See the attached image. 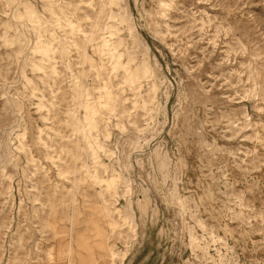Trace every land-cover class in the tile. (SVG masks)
Instances as JSON below:
<instances>
[{
    "label": "rangeland",
    "instance_id": "1",
    "mask_svg": "<svg viewBox=\"0 0 264 264\" xmlns=\"http://www.w3.org/2000/svg\"><path fill=\"white\" fill-rule=\"evenodd\" d=\"M0 264H264V0H0Z\"/></svg>",
    "mask_w": 264,
    "mask_h": 264
},
{
    "label": "bare ground",
    "instance_id": "2",
    "mask_svg": "<svg viewBox=\"0 0 264 264\" xmlns=\"http://www.w3.org/2000/svg\"><path fill=\"white\" fill-rule=\"evenodd\" d=\"M108 1L110 3L113 2V0H108ZM98 13H99V15L106 14L108 19L114 17V14L112 13L111 9L107 10L104 5L101 6V8L99 9ZM129 29L131 31H133V27L131 25H129ZM41 51H42L43 54H47L48 51H49V48L48 47L43 48V49H41ZM108 52L110 53V58L113 60L114 67H123L125 69V72L127 73L126 79L131 83V85H134L138 81V79L141 77V74H145V73L148 72V68L147 67H144L141 72L137 68L134 69V70H131L128 62H126V63L122 62V60H121L122 54L119 51H117L115 46H113L112 48L109 47ZM140 87H141V85H136L135 88L139 89ZM152 100H153V98H150V97L143 98V106L146 108V110L148 112H150L152 110L151 107H149V105H148L150 102H152ZM93 146H94L95 153L108 154V150L102 144L100 139L95 140L93 142ZM117 180H118V177L116 175H112L109 179L106 180L107 181V186L108 187L114 186L116 184ZM126 219H129V218L126 217Z\"/></svg>",
    "mask_w": 264,
    "mask_h": 264
}]
</instances>
